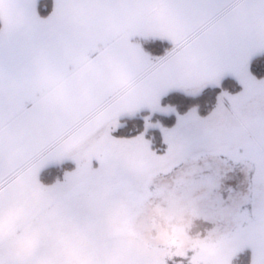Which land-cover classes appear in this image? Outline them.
<instances>
[{
    "label": "rangeland",
    "instance_id": "obj_1",
    "mask_svg": "<svg viewBox=\"0 0 264 264\" xmlns=\"http://www.w3.org/2000/svg\"><path fill=\"white\" fill-rule=\"evenodd\" d=\"M40 1L0 0L1 28L24 35L1 122L32 123L7 143L29 162L0 181V264H264V101L247 65L209 113L166 96L225 76L149 97L144 78L180 41L148 50L120 0H53L47 15Z\"/></svg>",
    "mask_w": 264,
    "mask_h": 264
},
{
    "label": "crops",
    "instance_id": "obj_2",
    "mask_svg": "<svg viewBox=\"0 0 264 264\" xmlns=\"http://www.w3.org/2000/svg\"><path fill=\"white\" fill-rule=\"evenodd\" d=\"M120 3L129 4L122 18L138 32L134 36L150 33L151 39L159 37L183 44L144 78L145 95L149 97L160 96L172 88L186 89L192 81L236 75L252 57L264 52V0H120ZM158 6L163 18L151 21ZM118 14L112 19L122 22L121 10ZM23 38V34L5 33L0 29V88L7 86L1 79L9 70V55ZM151 64L146 63L145 69ZM250 77L254 81V97L264 101V88L261 90L264 78L252 74ZM132 78L133 75L129 80ZM3 101L6 99L0 96V148L4 149L0 153V181L29 162L23 160V155L22 159L18 154L13 158L14 151L8 153L10 140L22 141L17 139L18 133L10 130L32 126L24 123L25 118L12 127L9 122L3 125L1 119L7 117V110H2Z\"/></svg>",
    "mask_w": 264,
    "mask_h": 264
},
{
    "label": "trees",
    "instance_id": "obj_3",
    "mask_svg": "<svg viewBox=\"0 0 264 264\" xmlns=\"http://www.w3.org/2000/svg\"><path fill=\"white\" fill-rule=\"evenodd\" d=\"M53 6H54L53 0H41L40 1L41 14L47 15L53 9ZM1 26H2V21L0 19V29ZM163 43L168 44L170 48L172 47V44L166 42V40L163 41V39H155V40L150 39L146 43V48L148 50H151L155 54L156 52L164 54L165 52L164 50L166 48ZM247 69L256 78H260V79L264 78V52L259 53L254 57H252L249 63L247 64ZM240 88H241L240 81L235 76L227 75L222 78L220 86H209L204 91H202L200 94L197 95H191L185 93L184 91L176 90L170 93L169 95H167L166 100L167 98L171 99L172 97H174L176 101L183 102L182 99H186L188 107L192 105H199L203 109L204 113H209L210 111H212L213 107H215L222 89H231L233 91H236L239 90ZM132 117L133 118L136 117V119L138 118V116H132ZM134 121L135 119H129L128 122L122 128H120V130H122L123 132L124 129H128L129 127L135 124ZM168 122L172 123L170 119H168ZM139 125L142 126V121L139 123ZM58 169L59 168L57 165L48 166L42 172L41 175L42 180L45 183L53 182L56 179Z\"/></svg>",
    "mask_w": 264,
    "mask_h": 264
}]
</instances>
